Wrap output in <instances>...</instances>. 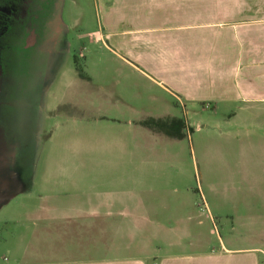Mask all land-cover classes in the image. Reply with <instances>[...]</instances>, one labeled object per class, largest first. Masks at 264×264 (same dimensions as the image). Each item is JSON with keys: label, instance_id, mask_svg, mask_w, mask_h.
<instances>
[{"label": "crops", "instance_id": "obj_1", "mask_svg": "<svg viewBox=\"0 0 264 264\" xmlns=\"http://www.w3.org/2000/svg\"><path fill=\"white\" fill-rule=\"evenodd\" d=\"M99 5L103 21L86 37L114 56V68L128 69L140 81L116 80L112 91L103 83L105 115L179 118L178 103L182 109H223L229 120L238 119L240 135L232 138L241 136L260 151L254 187L228 195L257 203L232 204L224 212L225 238L219 236L218 248L206 240L217 235L214 212L197 206L188 189H130L120 195L129 198L120 207L98 195L88 208L52 204L23 227L17 252L7 240L0 242V264H264V0ZM137 121L130 123L162 133L168 142L183 140Z\"/></svg>", "mask_w": 264, "mask_h": 264}, {"label": "rangeland", "instance_id": "obj_2", "mask_svg": "<svg viewBox=\"0 0 264 264\" xmlns=\"http://www.w3.org/2000/svg\"><path fill=\"white\" fill-rule=\"evenodd\" d=\"M46 2L0 0L1 23L8 11L16 15L0 35V141L7 171L17 179V196L0 205V242L7 240L17 252L23 227L48 205L88 208L98 195L120 207L129 199L120 195L130 189L179 188L214 212L217 235L206 240L218 248L219 236L225 238L224 212L232 204L257 203L228 192L254 187L259 149L241 136L232 138L240 135L237 118L206 105L182 109L178 103V117L186 120L181 141L168 142L162 133L130 123L143 118L106 116L100 86L107 83L112 91L116 80L140 81L130 70L114 68V56L86 37L103 21L99 0L58 1V46L48 53L24 47L21 37L23 12Z\"/></svg>", "mask_w": 264, "mask_h": 264}, {"label": "flooded vegetation", "instance_id": "obj_3", "mask_svg": "<svg viewBox=\"0 0 264 264\" xmlns=\"http://www.w3.org/2000/svg\"><path fill=\"white\" fill-rule=\"evenodd\" d=\"M58 1L59 0H47L44 7L42 6V8L38 10L30 8L23 12L24 25L21 37L23 38L24 47L32 49L38 47L40 51L46 50L47 53L56 49L58 45L56 46L54 37L57 36V30L60 28V26H58V24H60L58 18ZM15 16V12H7L3 20L4 23L0 22V35L4 33V24L6 22H12ZM52 44L56 47H51Z\"/></svg>", "mask_w": 264, "mask_h": 264}, {"label": "trees", "instance_id": "obj_4", "mask_svg": "<svg viewBox=\"0 0 264 264\" xmlns=\"http://www.w3.org/2000/svg\"><path fill=\"white\" fill-rule=\"evenodd\" d=\"M139 123L153 130L164 132L173 139L180 140L186 137V122L182 118H149Z\"/></svg>", "mask_w": 264, "mask_h": 264}, {"label": "water", "instance_id": "obj_5", "mask_svg": "<svg viewBox=\"0 0 264 264\" xmlns=\"http://www.w3.org/2000/svg\"><path fill=\"white\" fill-rule=\"evenodd\" d=\"M2 144L0 141V205L8 202L17 194L14 189L17 179L13 173L7 171L8 159Z\"/></svg>", "mask_w": 264, "mask_h": 264}]
</instances>
